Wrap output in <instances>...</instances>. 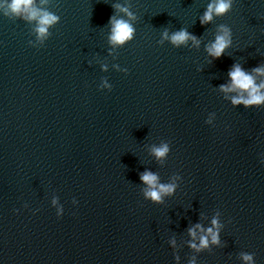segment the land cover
Returning <instances> with one entry per match:
<instances>
[{
    "label": "water",
    "instance_id": "water-1",
    "mask_svg": "<svg viewBox=\"0 0 264 264\" xmlns=\"http://www.w3.org/2000/svg\"><path fill=\"white\" fill-rule=\"evenodd\" d=\"M203 0H34L59 17L38 38L36 20L0 0V163L120 61ZM128 8L130 19L118 7ZM7 13V15L5 14ZM135 29L110 41V17Z\"/></svg>",
    "mask_w": 264,
    "mask_h": 264
},
{
    "label": "clouds",
    "instance_id": "clouds-1",
    "mask_svg": "<svg viewBox=\"0 0 264 264\" xmlns=\"http://www.w3.org/2000/svg\"><path fill=\"white\" fill-rule=\"evenodd\" d=\"M34 0H11L10 4H7L8 10L14 15L27 14L26 19L36 20L38 27L36 32L38 38H44L48 34V26L54 25L59 17L49 12H41L39 9L33 7ZM233 0H210L207 4L206 10L200 17V23L202 25L209 24L213 21L214 17H222L227 15L232 10ZM120 11H123L130 19H134V14L126 7L116 5ZM7 15V13H5ZM109 23L112 25L110 41L113 44H123L133 38L135 32L134 27L128 19H117L115 16L110 17ZM164 39H170L171 43L175 46L187 44L189 40L194 45H199L200 40L189 33L186 29H180L169 36L168 32L163 33ZM232 44V31L229 26L225 24L218 25V34L215 36L214 41L206 46V51L213 59L220 58L225 50ZM258 74H264V68H255ZM231 84L220 85V90L225 93L237 92L236 96L232 97L233 105L243 104L245 107L257 106L264 104V82L257 84L252 75L245 72L239 64H234L232 69L228 73ZM246 93L247 95H243ZM169 152L168 144H162L158 147L152 148V154L157 160H162L167 156ZM141 182L146 185L144 189V197L155 203L162 202V198L165 195H171L175 191V184H164L159 182V176L151 171H144L140 174ZM212 224L217 228V231H213V228H208L207 233L212 237V243H219L218 234V222L213 220ZM196 228H200V225H196ZM190 235L195 237V230L189 229ZM208 239L206 236H201L200 247H207ZM193 248L197 246L195 244L190 245ZM199 250V248H197ZM246 262L252 260V256L243 254L242 257Z\"/></svg>",
    "mask_w": 264,
    "mask_h": 264
}]
</instances>
